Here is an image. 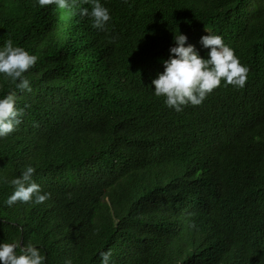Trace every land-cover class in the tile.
Masks as SVG:
<instances>
[{
	"label": "trees",
	"instance_id": "1",
	"mask_svg": "<svg viewBox=\"0 0 264 264\" xmlns=\"http://www.w3.org/2000/svg\"><path fill=\"white\" fill-rule=\"evenodd\" d=\"M102 2L105 29L79 15L85 0H0V46L38 56L21 124L0 137V241L37 244L45 264H101L109 248L115 264H264V0ZM206 28L249 66L246 85L177 112L151 81L174 31L206 54ZM14 87L0 74V95ZM29 163L52 195L9 206Z\"/></svg>",
	"mask_w": 264,
	"mask_h": 264
},
{
	"label": "clouds",
	"instance_id": "2",
	"mask_svg": "<svg viewBox=\"0 0 264 264\" xmlns=\"http://www.w3.org/2000/svg\"><path fill=\"white\" fill-rule=\"evenodd\" d=\"M40 6L55 4L61 9H68L75 0H37ZM91 7L78 8L81 17L88 16L91 25L105 29L111 20V11L102 0H85ZM174 31V30H173ZM174 43L170 45L168 58H162L164 68L152 79L156 96H163L165 104L177 112L183 111L188 104L199 105L207 95L222 82L239 88L246 85L250 68L241 62L235 49L225 42L221 34L210 31L200 37V44L207 49L201 54L198 44L189 42L188 35L182 31H174ZM38 60V56L24 46L14 44L12 39L0 46V74L10 78L15 87L6 94L0 95V137H5L15 131L21 124L25 107L17 106L18 94L21 91L32 90V85L26 75ZM36 166L29 163L22 167L19 175L7 182L14 186L5 203L12 206L17 201L43 203L48 200L51 191H42V185L34 179ZM7 180V178H4ZM191 227H197L191 222ZM112 249L102 250L101 264H115L112 259ZM46 255L40 247L29 241H0V264H45ZM65 264H73L71 258Z\"/></svg>",
	"mask_w": 264,
	"mask_h": 264
}]
</instances>
